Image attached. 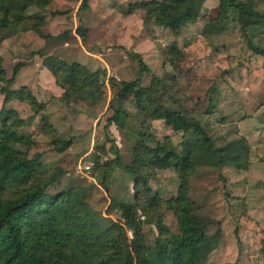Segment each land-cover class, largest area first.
I'll return each mask as SVG.
<instances>
[{"label": "rangeland", "instance_id": "374dc122", "mask_svg": "<svg viewBox=\"0 0 264 264\" xmlns=\"http://www.w3.org/2000/svg\"><path fill=\"white\" fill-rule=\"evenodd\" d=\"M172 1L87 0L80 9L81 0L43 7L0 0V11L10 15L0 27V69L10 81L0 83V114L11 110L10 121L19 119L11 147L30 166L15 172L21 181L7 185L2 199L19 197L33 183L52 196L73 190L105 233L121 221L109 209L113 197L143 207L138 216L147 245L171 237L176 246L184 184L182 208L207 221L208 250L201 249L199 264H264V57L252 50L264 51V21L245 28L247 19L219 0H193L192 18L171 29L157 17L178 15ZM241 1L264 16V0ZM135 54L149 72L139 76ZM46 59L55 63L56 77ZM34 60L48 71V86L29 87L37 81L29 68ZM138 77L134 93L117 96L121 83ZM153 109L169 119L150 118ZM204 138L212 148L202 157ZM187 149V171L174 160L168 167L156 161ZM79 166L90 168L80 173ZM89 237L66 252L93 254L83 245ZM109 239L117 255L131 235ZM51 248L45 243L43 252L54 261Z\"/></svg>", "mask_w": 264, "mask_h": 264}, {"label": "trees", "instance_id": "16d2710c", "mask_svg": "<svg viewBox=\"0 0 264 264\" xmlns=\"http://www.w3.org/2000/svg\"><path fill=\"white\" fill-rule=\"evenodd\" d=\"M23 7L28 3H34L41 7L47 5L51 0H15ZM224 9H234L243 15L249 22L245 28L255 29L261 26L264 16L258 13L250 2L241 0H219ZM87 0H81L80 9L84 8ZM178 12V15L171 13L157 17L158 23L175 29L182 22L192 18L194 13L193 0H174L168 5ZM9 12L0 11V27L4 28L9 23ZM252 50L264 57V51L252 46ZM139 66V76L144 72H149L148 67L138 54L133 55ZM44 65L56 77L57 68L50 59L44 60ZM20 66L13 68V76L18 72ZM2 70L0 69V83L4 82ZM10 82V81H5ZM140 84V77L128 82L121 83L117 96L122 98L135 92ZM3 90V89H2ZM137 92V91H136ZM19 94V93H16ZM27 99L34 102V97L27 92ZM9 97L4 98V104L9 101ZM160 113V112H159ZM157 109H153L150 118L169 119V115L159 114ZM11 110H3L0 114V264H62L61 258L71 260L68 264H199L203 251L208 250L209 237L205 233L207 221L191 213L182 207L185 202V185L180 188L178 197L180 211L177 214L178 231L181 241L176 246L173 245V238L158 240L155 245H147L142 231V222L138 216V210H143L132 204L122 203L110 197L109 209L120 212L121 221L113 223L105 232L98 233L100 225L91 215L84 202L80 201L69 190L59 195H48L44 189L35 183L29 188L20 192L19 197L14 199H2V193L7 185L21 181L22 177H15V172L27 169L28 160H20L11 144L17 140L15 128L20 121H10ZM112 119H108V123ZM114 158H120L115 144L111 146ZM200 156L205 157L211 152V146L204 138L200 141ZM169 152L165 156L157 157L156 161L160 167H168L167 163L174 160L177 165H181L186 171L192 162L190 149H187L181 157H171ZM186 174V172L184 173ZM138 192L135 193L136 202ZM157 230L162 236L164 228L157 224ZM131 235V241H125L126 250L121 254L113 253L115 246L113 240L109 239L115 233H121L126 238V233ZM90 236L83 245L91 252L82 248L79 253L69 254L71 244H77L79 239ZM94 237V239H93ZM45 243H51V254L56 259L50 261L51 255L43 252ZM205 253V252H204Z\"/></svg>", "mask_w": 264, "mask_h": 264}, {"label": "crops", "instance_id": "0c3cea01", "mask_svg": "<svg viewBox=\"0 0 264 264\" xmlns=\"http://www.w3.org/2000/svg\"><path fill=\"white\" fill-rule=\"evenodd\" d=\"M41 66H42V63H41V60H40V63L39 62H36V60H34V64L33 65H30L29 68L31 69V74L34 75V77H36V85H34L33 87L29 85V87L32 89H36L37 88V84H43L44 86H48V84H46L47 82H50L51 84V81H50V78H49V75H48V71L45 70V69H41ZM39 71V74L38 72ZM21 77L19 75V77H17V79L19 80Z\"/></svg>", "mask_w": 264, "mask_h": 264}, {"label": "built area", "instance_id": "2783aa9c", "mask_svg": "<svg viewBox=\"0 0 264 264\" xmlns=\"http://www.w3.org/2000/svg\"><path fill=\"white\" fill-rule=\"evenodd\" d=\"M89 168H90L89 166H83V167L79 166L78 170L80 173H82L83 171L87 172L89 170Z\"/></svg>", "mask_w": 264, "mask_h": 264}]
</instances>
